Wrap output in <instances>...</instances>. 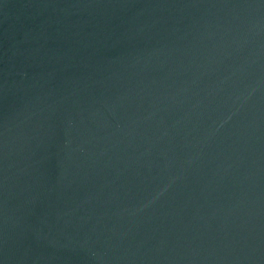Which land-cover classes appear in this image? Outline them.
Masks as SVG:
<instances>
[{
  "label": "water",
  "instance_id": "95a60500",
  "mask_svg": "<svg viewBox=\"0 0 264 264\" xmlns=\"http://www.w3.org/2000/svg\"><path fill=\"white\" fill-rule=\"evenodd\" d=\"M0 264H264V0H0Z\"/></svg>",
  "mask_w": 264,
  "mask_h": 264
}]
</instances>
